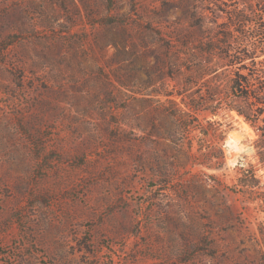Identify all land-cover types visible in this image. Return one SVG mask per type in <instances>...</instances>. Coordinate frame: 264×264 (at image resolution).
<instances>
[{
    "label": "rangeland",
    "instance_id": "obj_1",
    "mask_svg": "<svg viewBox=\"0 0 264 264\" xmlns=\"http://www.w3.org/2000/svg\"><path fill=\"white\" fill-rule=\"evenodd\" d=\"M256 95L264 0H0V264H264Z\"/></svg>",
    "mask_w": 264,
    "mask_h": 264
},
{
    "label": "trees",
    "instance_id": "obj_2",
    "mask_svg": "<svg viewBox=\"0 0 264 264\" xmlns=\"http://www.w3.org/2000/svg\"><path fill=\"white\" fill-rule=\"evenodd\" d=\"M245 77L243 76H238V78L235 80V87L234 89L236 90L237 94L240 93L242 94L243 97L248 98L249 94L245 91V89H243V87H241V82H243ZM262 99H260L259 97L254 98V105L256 111H258L259 115H263L264 111H262L261 109H259V106H264L263 102L260 101ZM240 112V111H239ZM241 114H246V113H241ZM264 145L260 146V151H259V155L261 158V161L264 162V150H261V148H263ZM221 160L224 161V153L221 152ZM238 186H240L242 189L246 190L249 187L251 188H259L261 185L260 180L256 177L255 173L253 172V170H249V174L248 175H244L242 177L239 178L238 180Z\"/></svg>",
    "mask_w": 264,
    "mask_h": 264
},
{
    "label": "flooded vegetation",
    "instance_id": "obj_3",
    "mask_svg": "<svg viewBox=\"0 0 264 264\" xmlns=\"http://www.w3.org/2000/svg\"><path fill=\"white\" fill-rule=\"evenodd\" d=\"M236 6L238 7L237 4H235V8H236ZM235 10L236 11L232 14L231 21H233V25L235 28L233 37H234L235 41H237V38H238L237 35L239 34V27L244 26L245 23H247L249 25L254 24L255 21L252 17V13L250 16L249 15L245 16L243 11H242V13H240L239 11H237V8ZM202 21H208V19L204 18Z\"/></svg>",
    "mask_w": 264,
    "mask_h": 264
}]
</instances>
